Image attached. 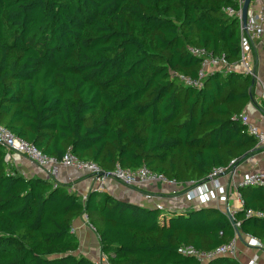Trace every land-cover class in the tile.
Returning <instances> with one entry per match:
<instances>
[{
	"label": "trees",
	"instance_id": "1",
	"mask_svg": "<svg viewBox=\"0 0 264 264\" xmlns=\"http://www.w3.org/2000/svg\"><path fill=\"white\" fill-rule=\"evenodd\" d=\"M235 1L0 0V126L50 157L70 149L104 174L146 167L187 185L245 161L258 150L239 119L253 78L214 70L200 80L203 61L189 51L239 65V22L223 12ZM5 153L0 146V264H95L72 234L83 216L109 264H242L181 253L235 238L214 206L167 219L107 193L83 200L18 176ZM239 193L235 223L264 246V218L246 217L264 214V187Z\"/></svg>",
	"mask_w": 264,
	"mask_h": 264
},
{
	"label": "built area",
	"instance_id": "2",
	"mask_svg": "<svg viewBox=\"0 0 264 264\" xmlns=\"http://www.w3.org/2000/svg\"><path fill=\"white\" fill-rule=\"evenodd\" d=\"M235 7H227L223 9V12L231 18H235L239 22V28L241 33V59L240 66L243 68L242 74L244 76H250L253 78V81L257 82L261 86L260 88V97L264 103V82L261 81L255 74V71L252 67L250 57L248 54V40H264V6H256L251 2L248 11V18L246 26H243V6L245 0H236ZM190 53L202 59V71L200 72V80L206 76V72L218 70L220 72L231 73L235 72L234 66H229L225 60V57H214L212 54L207 53L203 49L190 48ZM189 85L200 87L201 82H187ZM240 121L244 127H246L247 132L250 136L254 137L257 140V147L259 148L264 144V132L258 127L252 124L246 112L240 116ZM0 146L5 150V162L9 167L14 163L13 156L18 155L26 159L28 162L34 166L41 169L46 180L50 181L54 187H58V175L59 171L62 168L65 169H76L79 172H82L89 176L93 182L98 184L93 192L104 193L105 184L107 179H113L118 183L122 184L125 187L136 188L143 185L151 184H168L176 186L178 183L176 181H169L163 175L154 173L147 169L146 167L140 168L136 171L125 170L120 166H117L113 172L110 174H104L99 166L91 162L80 161L73 153L72 150H68L66 154L61 158L50 157L43 154L33 145L24 140L16 137L11 131L0 126ZM236 165L235 162H231L228 167H218L214 168L205 180L202 182H191L187 184L188 190L186 191V197L189 200H198L201 205H208L213 200L217 199L218 191H221L220 179L227 174H232V168ZM241 187H264V172H252L246 174L242 181L239 183L238 188ZM239 204L241 207L244 206V203L239 195ZM158 210H163L161 206L157 207ZM239 210L227 208L223 213L233 224V227L236 231L235 238L228 244L222 245L213 251H198L193 247H184L181 250V253L184 256L195 257L198 261L202 263L211 262L217 258L222 257H233L238 258V238L240 237V223H235V216ZM247 218H264L263 213H255L253 211H248L246 214ZM239 232V233H238ZM72 234H76V231L73 229ZM249 239L251 245L254 248H257L264 254V246L262 243L250 236L244 235ZM104 260V261H103ZM107 257L102 258V262H107ZM246 264H260L259 257L256 256L252 260L248 261Z\"/></svg>",
	"mask_w": 264,
	"mask_h": 264
},
{
	"label": "crops",
	"instance_id": "3",
	"mask_svg": "<svg viewBox=\"0 0 264 264\" xmlns=\"http://www.w3.org/2000/svg\"><path fill=\"white\" fill-rule=\"evenodd\" d=\"M257 1L262 2V5L256 2V6H264V0ZM248 46V54L255 74L264 82V40H248ZM237 70L242 71L240 64L235 66V71ZM260 88L261 86L255 81L252 90V100L247 107L246 114L248 115L249 121L264 132V103L260 97ZM257 149L245 161L236 164L231 170V175L227 174L220 179L221 191H218L217 199L210 202L207 206H214L222 212L227 208L242 210L243 207L239 204V183L246 174L264 172V144ZM13 159L14 163L10 168L18 176L25 179H46L44 172L26 159L18 155H14ZM58 184L66 187L69 192L82 197L83 200H87L89 194L98 188V184L93 182L89 176L73 168L60 169ZM104 187V193L132 204L147 209H157V207L161 206L163 208V216H166L167 219L191 210L195 211L204 206L198 200L192 201L186 197L185 194L188 190V185L178 184L173 186L157 183L129 188L109 178L106 180ZM87 226L91 227L88 221L87 223L84 221V218L77 220L74 225L76 237L81 242L80 250L81 248H85L87 251L93 250L97 254V258L98 256L103 258L104 253L99 244L100 242L95 232L89 230ZM237 244L238 259L242 264H246L256 256L259 257V263L264 264L263 252L254 248L249 239L241 232ZM103 264L109 263L104 262Z\"/></svg>",
	"mask_w": 264,
	"mask_h": 264
},
{
	"label": "rangeland",
	"instance_id": "4",
	"mask_svg": "<svg viewBox=\"0 0 264 264\" xmlns=\"http://www.w3.org/2000/svg\"><path fill=\"white\" fill-rule=\"evenodd\" d=\"M261 1H263V0H261ZM259 3L260 5H262L261 3L262 2H260V1H257V0H252V3L253 4H255V3ZM241 69L243 70V68L241 67ZM237 72H240V73H242L243 71H241V70H237ZM166 215H167V213H166ZM83 218H84V221L87 223V218L86 217H84L83 216ZM87 220V221H86ZM88 227V226H87ZM88 229L89 230H92V232H95L94 230H93V228L92 227H88ZM75 230V229H74ZM94 234V233H93ZM95 235V234H94ZM75 236H76V234H75ZM97 236V235H96ZM98 238V237H97ZM99 240V239H98ZM100 244V243H99ZM100 246H101V244H100ZM89 249H90V247H89ZM79 253L81 254V255H83V256H85V257H87V258H89L90 260H92L95 264H103V262H102V257H100V256H98V258H97V254L93 251V250H86L85 248H81V250L79 251ZM102 256V255H101ZM104 258H106V255L104 254V256H103V259ZM104 261V260H103Z\"/></svg>",
	"mask_w": 264,
	"mask_h": 264
},
{
	"label": "water",
	"instance_id": "5",
	"mask_svg": "<svg viewBox=\"0 0 264 264\" xmlns=\"http://www.w3.org/2000/svg\"><path fill=\"white\" fill-rule=\"evenodd\" d=\"M251 2H252V0H245L244 6H243V17H242V19H243V26L244 27L246 26V22H247V18H248L249 6H250Z\"/></svg>",
	"mask_w": 264,
	"mask_h": 264
}]
</instances>
